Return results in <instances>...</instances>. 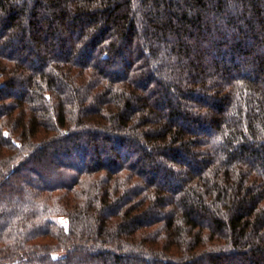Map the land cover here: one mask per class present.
Returning a JSON list of instances; mask_svg holds the SVG:
<instances>
[{"label":"trees","instance_id":"1","mask_svg":"<svg viewBox=\"0 0 264 264\" xmlns=\"http://www.w3.org/2000/svg\"><path fill=\"white\" fill-rule=\"evenodd\" d=\"M0 264H264V0H0Z\"/></svg>","mask_w":264,"mask_h":264}]
</instances>
